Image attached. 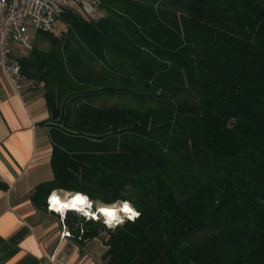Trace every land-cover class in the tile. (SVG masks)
<instances>
[{
	"label": "trees",
	"instance_id": "16d2710c",
	"mask_svg": "<svg viewBox=\"0 0 264 264\" xmlns=\"http://www.w3.org/2000/svg\"><path fill=\"white\" fill-rule=\"evenodd\" d=\"M101 9L63 12L59 35L36 32L48 48L19 57L49 112L53 178L34 202L128 201L138 216L102 237L104 264H264V0ZM64 222L83 240L104 230Z\"/></svg>",
	"mask_w": 264,
	"mask_h": 264
},
{
	"label": "crops",
	"instance_id": "0c3cea01",
	"mask_svg": "<svg viewBox=\"0 0 264 264\" xmlns=\"http://www.w3.org/2000/svg\"><path fill=\"white\" fill-rule=\"evenodd\" d=\"M26 83L17 92L0 74V264H104L101 235L83 240L64 222L71 236H61L47 208L59 189L46 207L34 202L37 185L53 178L52 144L46 101Z\"/></svg>",
	"mask_w": 264,
	"mask_h": 264
},
{
	"label": "built area",
	"instance_id": "2783aa9c",
	"mask_svg": "<svg viewBox=\"0 0 264 264\" xmlns=\"http://www.w3.org/2000/svg\"><path fill=\"white\" fill-rule=\"evenodd\" d=\"M98 3L99 0H0V74L6 76L15 90L19 92L24 82L19 57L22 50L33 48L34 34L52 31L57 18L67 10L79 8L84 14L92 15L97 11ZM51 195L47 197L48 209L51 207ZM84 197L88 201V204L83 207L84 210L70 211L80 213L85 220H98L100 216L102 222L108 226L104 216L87 213V208H90L88 205H93V201L87 195ZM96 207L97 205L89 210L96 209ZM130 209L138 213L133 207ZM58 216L63 229L61 236L70 237L71 232L64 225L65 215L59 213ZM118 216V221H111V227L122 224L125 220H133L129 219L128 213L125 217Z\"/></svg>",
	"mask_w": 264,
	"mask_h": 264
},
{
	"label": "bare ground",
	"instance_id": "6f19581e",
	"mask_svg": "<svg viewBox=\"0 0 264 264\" xmlns=\"http://www.w3.org/2000/svg\"><path fill=\"white\" fill-rule=\"evenodd\" d=\"M60 192L61 191L54 192L50 198V200H51L50 204L54 205L59 212H64V210H66V209L84 210L83 207L86 203L84 195L76 194V193H72V192H69V193H60ZM119 204H121L119 207H114V206H117V204L116 205L115 204H111V205L99 204V205H97L95 211H89L88 208L86 211L88 214H92V215H96V216L97 215L103 216L102 213H104V212H102L101 210L105 209V210L113 213V216H111V217H112V219H114L118 215L119 212L120 213L124 212L123 208H124V205L127 204V202L122 201V202H119ZM50 209L57 212L56 210L52 209L51 207H50ZM132 211H133V209H132Z\"/></svg>",
	"mask_w": 264,
	"mask_h": 264
},
{
	"label": "rangeland",
	"instance_id": "374dc122",
	"mask_svg": "<svg viewBox=\"0 0 264 264\" xmlns=\"http://www.w3.org/2000/svg\"><path fill=\"white\" fill-rule=\"evenodd\" d=\"M103 15H105V13H104V11L101 9V10H97L95 13H94V17H101V16H103ZM63 28H65V25L61 22V21H58L57 22V24H56V26L54 27V29H53V33L54 34H56V35H59L60 34V32H61V30L63 29ZM34 36H35V45L38 47V48H40V49H46V48H48V42H47V39L45 38V36H42V35H40V34H34ZM22 52H23V50H22ZM21 52V53H22ZM25 86H29L30 88H32L31 87V83H26L25 84ZM36 88L34 89V90H38L39 92L38 93H41L42 92V88H41V86H39L38 84H36ZM111 172V171H110ZM58 191H61L60 193H69L70 191H67V190H65V189H59ZM119 202H122V201H120V200H116V201H114V202H111V203H106V204H117V206H114V207H119L121 204H119ZM124 202H127V204H129V202L128 201H124ZM84 204V203H83ZM99 204H103L102 202H99V201H96L95 202V205H99ZM85 205H86V203H85ZM84 205V206H85ZM131 204H129V206H130ZM52 206V205H51ZM52 207H54V208H56L55 206H52ZM101 207V206H100ZM130 207H133L132 205L130 206ZM102 208V207H101ZM88 209H90V208H88ZM89 211H95V209H93V210H89ZM120 213V212H119ZM119 213H118V215H119ZM78 214V216L80 217L81 216V214L80 213H77ZM102 215L105 217V219L106 220H110V221H112L113 219H112V217L111 216H108L107 214H106V212H104V213H102ZM97 216H99V215H97ZM99 219V221L102 223V224H104L103 222H102V217H98ZM115 218H117V221L119 220L118 219V216L117 217H115ZM85 220V219H84ZM97 221V220H96ZM101 223H99V225H98V227L100 228V229H104L103 231H101V236L102 237H107L108 236V232L109 231H112L113 229H114V227H108V226H106L105 224L104 225H102Z\"/></svg>",
	"mask_w": 264,
	"mask_h": 264
},
{
	"label": "clouds",
	"instance_id": "9594fccd",
	"mask_svg": "<svg viewBox=\"0 0 264 264\" xmlns=\"http://www.w3.org/2000/svg\"><path fill=\"white\" fill-rule=\"evenodd\" d=\"M85 201H86V200H85ZM86 204H88V201H86ZM125 205H127V206L129 207L128 204H125ZM125 205H124V206H125ZM88 207H90L91 209H92V208H95L94 204H93V205H88ZM129 208H130V207H129ZM69 211H70L69 209H66V210H64V212H58V214H59V213H62V214H64V215H66V213L69 212ZM123 211H124V212L119 213V215H122L123 217H125L126 212H125L124 208H123ZM133 213H134V214H133ZM128 214H129V219H134V218L138 215V213L133 212V211H132L131 213H128ZM117 216H118V215H117ZM117 216H116V217H117ZM118 219H119V216H118ZM113 220H117V218H114ZM105 223H107L109 227L112 226V222H111L110 220H106Z\"/></svg>",
	"mask_w": 264,
	"mask_h": 264
},
{
	"label": "snow or ice",
	"instance_id": "6c2138e0",
	"mask_svg": "<svg viewBox=\"0 0 264 264\" xmlns=\"http://www.w3.org/2000/svg\"><path fill=\"white\" fill-rule=\"evenodd\" d=\"M124 210H125L126 213H131V212H132V210H131L127 205L124 206ZM101 211H102V212H106V214H107L108 216H113V213H112V212H109V211H107V210H105V209H102ZM133 214H134V213H133Z\"/></svg>",
	"mask_w": 264,
	"mask_h": 264
}]
</instances>
